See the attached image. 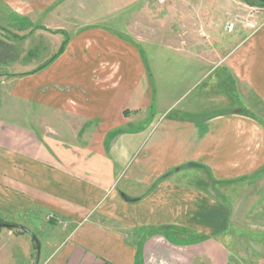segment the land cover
<instances>
[{
	"label": "crops",
	"instance_id": "0c3cea01",
	"mask_svg": "<svg viewBox=\"0 0 264 264\" xmlns=\"http://www.w3.org/2000/svg\"><path fill=\"white\" fill-rule=\"evenodd\" d=\"M0 1L20 13L25 0ZM81 1L50 0L63 7L52 35L70 30L69 40L9 93L77 118L88 137L0 120V217L35 237L23 215L48 210L51 231L42 243L35 237L37 248L30 235L1 228L0 264H17V254L32 264L36 249L37 264H230L231 186L264 173V10L254 31H233L224 52L216 25L197 29L191 47L203 71L159 78L156 88L133 46L86 13L72 28Z\"/></svg>",
	"mask_w": 264,
	"mask_h": 264
},
{
	"label": "rangeland",
	"instance_id": "374dc122",
	"mask_svg": "<svg viewBox=\"0 0 264 264\" xmlns=\"http://www.w3.org/2000/svg\"><path fill=\"white\" fill-rule=\"evenodd\" d=\"M84 1H81L82 9L78 6L76 10L73 6L75 13L73 11L71 17L76 21L70 22L72 28L74 24L81 25L79 16L86 13V17L92 19V25L113 32L125 44L133 46L142 61L149 64L156 88L159 78L186 79L199 76L203 71L194 56L196 49L191 47L197 29L207 31L211 22L216 25L224 40V52L235 45L237 39H232L233 31L240 26L254 31L260 23L257 15L264 10V5H249L241 0H230L229 6L227 0H103L101 5ZM49 2L25 0L20 5L21 12L15 13L0 1L3 14L0 13V120L23 123L37 132L53 126L58 135L71 141L87 139L88 134L77 118L62 113L51 114L45 107L17 101L9 93L16 78L31 74L69 40L70 30L62 37L52 35L56 33L51 25L55 23L52 17L58 15L61 18L63 7ZM227 9H230V16H226ZM65 16L63 21L58 20L60 24L66 25ZM228 36L231 39L227 44L225 38ZM175 49H179L178 52ZM217 73L209 74L207 83L218 78ZM230 190L234 208L230 264H253L258 257L264 256V173L257 179L232 184ZM47 212L40 213L38 216L42 219L38 220L30 213L26 217L23 215V225L30 227L41 243L51 232L44 223ZM165 235L174 237V233L166 232ZM32 261V264L38 261V249L33 253ZM16 262L24 263L22 255L17 254Z\"/></svg>",
	"mask_w": 264,
	"mask_h": 264
},
{
	"label": "trees",
	"instance_id": "16d2710c",
	"mask_svg": "<svg viewBox=\"0 0 264 264\" xmlns=\"http://www.w3.org/2000/svg\"><path fill=\"white\" fill-rule=\"evenodd\" d=\"M241 1L244 2L245 4H249V5H253V4L264 5V0H241ZM63 45H64V44H63ZM63 45H62V47L60 48L58 54L62 51ZM58 54H57V55H58ZM53 57H55V56H53ZM41 69H43V66L40 67V68H38L36 71H39V70H41ZM0 225H3L5 228L15 229V230H17L19 233H22V234H23V233H26V234L30 235V236L33 238V240H34L35 243H38V242L36 241V238L33 236V234H31L28 230H26V229H24V228H21V227L15 225V224H13V223L5 222V221H3V220L1 219V217H0ZM35 245H36V244H35Z\"/></svg>",
	"mask_w": 264,
	"mask_h": 264
},
{
	"label": "water",
	"instance_id": "95a60500",
	"mask_svg": "<svg viewBox=\"0 0 264 264\" xmlns=\"http://www.w3.org/2000/svg\"><path fill=\"white\" fill-rule=\"evenodd\" d=\"M3 227H4L3 225H0V229L3 228ZM37 248H39L38 243H37ZM36 264H37V262H36Z\"/></svg>",
	"mask_w": 264,
	"mask_h": 264
},
{
	"label": "built area",
	"instance_id": "2783aa9c",
	"mask_svg": "<svg viewBox=\"0 0 264 264\" xmlns=\"http://www.w3.org/2000/svg\"><path fill=\"white\" fill-rule=\"evenodd\" d=\"M232 26H230V28H231Z\"/></svg>",
	"mask_w": 264,
	"mask_h": 264
}]
</instances>
